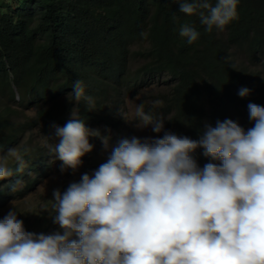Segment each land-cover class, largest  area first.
<instances>
[{"label":"clouds","instance_id":"1","mask_svg":"<svg viewBox=\"0 0 264 264\" xmlns=\"http://www.w3.org/2000/svg\"><path fill=\"white\" fill-rule=\"evenodd\" d=\"M238 3L184 0L180 11L198 14L207 31H223L238 18ZM180 35L193 43L199 33L185 24ZM143 47L124 72L107 79L115 98L95 111L79 80L64 96L46 90L21 107L13 86L15 102L5 104L17 109L18 137V125L32 129L18 122L20 112L62 102L67 108L59 119H43L49 150L21 155L12 148L17 142L0 150V264H264L263 86L244 79L223 104L202 102L201 80L187 85L172 64H155L156 55L172 61L164 49L149 41ZM130 92L153 94L151 104L139 101L132 119L123 99ZM81 100L90 120L77 108ZM179 114L194 115L203 128L180 129ZM92 124L115 138L102 137ZM90 138L103 143L95 144L90 161L96 167L71 178L93 151ZM55 170L65 180L44 208L22 209V193ZM4 207L13 211L2 219Z\"/></svg>","mask_w":264,"mask_h":264},{"label":"trees","instance_id":"2","mask_svg":"<svg viewBox=\"0 0 264 264\" xmlns=\"http://www.w3.org/2000/svg\"><path fill=\"white\" fill-rule=\"evenodd\" d=\"M181 2L184 0H0V98L13 104L16 86L21 107L46 90L64 96L79 80L85 94L95 99V111L109 96L115 98L107 79L124 72L127 62L144 50L147 41L153 48L164 49L173 61L156 55V65L172 64L186 77L187 85L202 81V102L223 104L235 89L243 88L244 79L264 88L263 71L257 67L260 59L264 62V0H239L238 18L223 31L215 27L207 31L198 14L187 16L180 11ZM211 2L214 5L216 0ZM185 24L199 33L193 43L180 35ZM240 57L246 59L242 65L237 60ZM66 105L43 106L38 118L59 119ZM77 108L90 120L92 113L83 100ZM15 110L0 105V150L17 142ZM176 120L180 129L190 133L203 128L192 114H179Z\"/></svg>","mask_w":264,"mask_h":264},{"label":"rangeland","instance_id":"3","mask_svg":"<svg viewBox=\"0 0 264 264\" xmlns=\"http://www.w3.org/2000/svg\"><path fill=\"white\" fill-rule=\"evenodd\" d=\"M9 1V0H6ZM8 12V11H7ZM240 65L246 62V59L240 57L237 58ZM257 67L259 71H263L264 75V62L263 59H260L257 63ZM254 69V66L251 64L249 65V70L252 72ZM152 93L151 92H143L139 94L138 96H132V93H127L124 96V107L126 109L127 116L129 118H133V115H135V107L136 105H139V101L141 99H145L148 104H151L152 100ZM121 102V108H123V101ZM6 101L0 99V105L5 104ZM52 103L49 101L47 104ZM8 105L11 103H7ZM20 110V109H19ZM40 108H32L27 112H20L17 116L18 122L23 121H29L32 124V129L29 127H26L25 125L21 124L17 127H23V131L19 133V137L17 139V144L13 146L12 148H17L21 155L23 153V149H27L32 151L33 149H43V150H49V147L52 145V142L50 138L42 131L44 127L43 119L38 118ZM96 124H92V127H95ZM96 131H99L102 137H109L110 141L115 138L114 133L109 132L105 129L104 125L97 124ZM25 129V130H24ZM101 143L103 145L101 139L99 138H90V143L93 145V151L88 155L87 160H83V165L76 171H71V178L79 179L81 176L88 171L89 168L96 167V165L91 161V158L93 157V153H95V144ZM115 144L110 143L109 148L114 147ZM101 153L97 154V157H99ZM13 161H10L12 163ZM58 170L52 171L49 173V175L45 176L40 182L35 184L30 188V190L23 192L22 197L24 198L22 203L20 204V207L24 210H33L34 208L38 207L39 209H43L45 206L44 200H46L47 196L54 192V190H57V188L60 187V185L64 182L65 177L62 174H57ZM91 173V171H90ZM23 182V180H21ZM67 189L64 190V192ZM8 205V204H6ZM17 209V208H16ZM13 209L10 207H4L3 210H1V217L4 218L5 215L8 214V212ZM18 210V209H17Z\"/></svg>","mask_w":264,"mask_h":264}]
</instances>
